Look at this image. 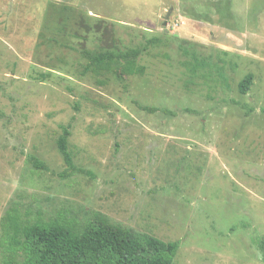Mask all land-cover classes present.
Returning <instances> with one entry per match:
<instances>
[{
    "label": "rangeland",
    "instance_id": "1",
    "mask_svg": "<svg viewBox=\"0 0 264 264\" xmlns=\"http://www.w3.org/2000/svg\"><path fill=\"white\" fill-rule=\"evenodd\" d=\"M12 212L264 264V0H0V264Z\"/></svg>",
    "mask_w": 264,
    "mask_h": 264
},
{
    "label": "trees",
    "instance_id": "2",
    "mask_svg": "<svg viewBox=\"0 0 264 264\" xmlns=\"http://www.w3.org/2000/svg\"><path fill=\"white\" fill-rule=\"evenodd\" d=\"M121 63H125L122 68L129 75L144 74L145 68L129 55L109 52L92 57L89 68L110 70ZM252 86L253 75L248 74L239 91L246 95ZM70 135L67 127L58 140V148L69 166L72 165ZM35 164L41 166L38 160ZM5 243L13 253L5 264H174L180 247L178 242H165L115 225L101 213H96L81 228L67 218L50 221L39 218L30 222L12 212L5 225Z\"/></svg>",
    "mask_w": 264,
    "mask_h": 264
}]
</instances>
